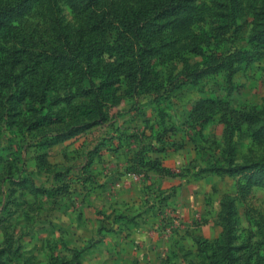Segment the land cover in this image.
<instances>
[{
	"label": "rangeland",
	"instance_id": "1",
	"mask_svg": "<svg viewBox=\"0 0 264 264\" xmlns=\"http://www.w3.org/2000/svg\"><path fill=\"white\" fill-rule=\"evenodd\" d=\"M182 88L215 115L190 126L223 194L183 264H264V0H0V264H71L40 231L74 199L64 167L47 184V157L66 144L72 166L92 126Z\"/></svg>",
	"mask_w": 264,
	"mask_h": 264
},
{
	"label": "crops",
	"instance_id": "2",
	"mask_svg": "<svg viewBox=\"0 0 264 264\" xmlns=\"http://www.w3.org/2000/svg\"><path fill=\"white\" fill-rule=\"evenodd\" d=\"M175 93L187 98L164 102L162 111L154 104L140 110L135 118L128 115V119L115 118L92 126L74 139L78 143L73 144L72 166H66L70 157L69 151L62 149L66 144L59 147L58 161L47 157V184L53 181L56 165L72 177L74 189L67 216L66 207L54 217L40 213L42 238L57 239L60 262L183 264L197 253L199 241L211 238L223 195L222 179L201 157L195 142L198 135L189 118L195 101L190 100V89ZM245 104L248 108L257 105L248 100ZM214 119L213 114L208 124ZM132 167L143 171L142 181L121 183ZM164 205L174 207L186 224L197 212L204 221L197 228L181 229L160 239L148 230L157 218L156 209ZM41 248L44 254L49 253L45 245Z\"/></svg>",
	"mask_w": 264,
	"mask_h": 264
},
{
	"label": "built area",
	"instance_id": "3",
	"mask_svg": "<svg viewBox=\"0 0 264 264\" xmlns=\"http://www.w3.org/2000/svg\"><path fill=\"white\" fill-rule=\"evenodd\" d=\"M144 178L142 172L126 171L121 178V183L139 182ZM157 220L151 225L148 232L152 235H157L160 239H166L177 234L181 229L186 232L197 228L204 221L202 215L197 212L193 220L186 224L174 207L164 205L156 209ZM163 255L162 258H166Z\"/></svg>",
	"mask_w": 264,
	"mask_h": 264
},
{
	"label": "trees",
	"instance_id": "4",
	"mask_svg": "<svg viewBox=\"0 0 264 264\" xmlns=\"http://www.w3.org/2000/svg\"><path fill=\"white\" fill-rule=\"evenodd\" d=\"M85 1H86V2H90L91 0H85ZM136 58H138V60H137V66H136V65H133L132 68L136 67V68H138V69H141V62L139 61V60H140V59H139V56H136ZM231 108H232V107H231ZM232 110H237V111H239V110H241V109L232 108ZM200 113H202V114H201L202 116H200V118H198V114H196V112H195V113L191 112V113L189 114V118L191 119V121L198 122L199 120L201 121V119L206 120V119H209V118L212 116L210 113H207L206 110H203V109L200 110ZM98 115H99L101 118H104V115L102 114L101 111H99ZM127 171H134V172H142V173H143V171H142L141 169H138L137 167H132V168H130V169L127 170ZM143 174H144V173H143ZM199 244H200V243H199Z\"/></svg>",
	"mask_w": 264,
	"mask_h": 264
}]
</instances>
